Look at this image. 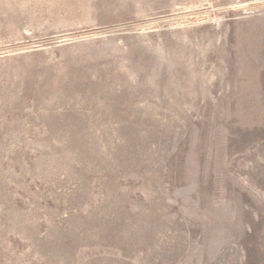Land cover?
I'll use <instances>...</instances> for the list:
<instances>
[{
    "label": "rangeland",
    "instance_id": "rangeland-1",
    "mask_svg": "<svg viewBox=\"0 0 264 264\" xmlns=\"http://www.w3.org/2000/svg\"><path fill=\"white\" fill-rule=\"evenodd\" d=\"M0 264H264V0H0Z\"/></svg>",
    "mask_w": 264,
    "mask_h": 264
}]
</instances>
